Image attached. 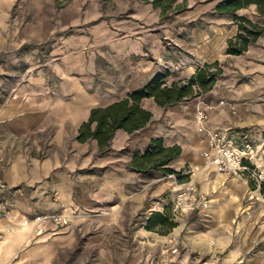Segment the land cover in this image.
<instances>
[{
  "label": "rangeland",
  "instance_id": "obj_1",
  "mask_svg": "<svg viewBox=\"0 0 264 264\" xmlns=\"http://www.w3.org/2000/svg\"><path fill=\"white\" fill-rule=\"evenodd\" d=\"M147 1L0 0V105L16 99L18 90H46L47 98L56 102L62 88L77 87L86 89L88 105L100 106L132 89V68L148 67L149 80L160 75L169 84L185 80L205 61L217 62L211 71L219 72L210 89L195 88V96L158 110L154 126L132 135L135 148L104 154L105 167L111 170L118 157L144 150L152 137L150 129L154 133L157 126L168 123L165 113L169 109L179 105L176 109H183L194 121L203 103L214 107L223 100L236 105L238 110L229 114L236 120L243 114L241 109L250 106L246 114L254 116V122L244 129L257 139V165L264 170V40L242 54H227V39L236 34L237 25L233 19L211 13L212 1L160 0L156 8ZM135 9L142 10L145 24L159 32L154 37L159 38L164 53L159 58L158 47L145 48L148 62L139 65L133 62L141 56H126L127 47L114 42L109 33L102 42V32L96 31L101 23L118 29L139 23ZM241 15L264 24V16L254 6L241 10ZM78 81L81 85L74 84ZM92 145L89 140L84 146L91 156L86 166L88 198L95 195L94 177L103 176L98 168L101 154ZM48 146L57 148L48 141L38 155ZM202 168L207 167L185 165L177 169L179 176L122 174L128 191H112L107 186L101 199L73 209L66 240L52 264H264L261 183L243 177L233 183L223 177L211 186L217 173L212 171L203 180L197 176ZM242 181L246 183L243 188ZM189 182L196 187L194 193L185 192L184 184ZM154 212L166 213L167 224L147 229Z\"/></svg>",
  "mask_w": 264,
  "mask_h": 264
},
{
  "label": "crops",
  "instance_id": "obj_2",
  "mask_svg": "<svg viewBox=\"0 0 264 264\" xmlns=\"http://www.w3.org/2000/svg\"><path fill=\"white\" fill-rule=\"evenodd\" d=\"M210 1L213 2L211 13L218 18L226 16L228 20L232 19L229 14L216 11V4L220 0ZM147 2L155 8L159 7L153 0ZM250 6L256 8L255 4L248 7ZM245 8L237 10L236 13L241 15V10ZM134 13L141 18L140 22L144 23H136L127 29L112 28L111 25L101 23L96 27L98 34L102 32L99 35L100 40L107 41L109 33L114 42L128 48L126 56H141L133 62L138 65L148 62L145 57V48L158 47L157 54L161 58L164 53L160 49L159 38L154 37L159 32L145 24V14L142 10L135 9ZM156 15L158 16V13ZM260 16L263 17L261 14ZM257 22L262 23L259 20ZM263 40L264 34L255 42ZM131 61L127 60L129 63H132ZM147 68L139 66L135 69L132 68L133 82L130 85L132 89L126 91L122 97L100 104V106L111 104L125 97L129 92L144 86L148 81L140 85L138 80L150 79V71ZM194 72L191 71L185 78ZM77 83L81 85L79 81L74 84ZM46 94H48L46 90L36 92L32 89L18 90V96H14L16 99L12 98L0 105V149L3 157V160H0V180L8 186L7 189H0V199L5 198L11 209L10 220L0 219V264H52L59 247L62 248L63 242L66 240L68 226L55 227L52 224H47L39 231L34 223L24 226L22 224L24 218L53 213L69 216L73 209L81 210L88 203L96 202L97 198L101 199L104 191H107L105 190L107 186L112 191L123 192L126 188L122 174L134 176L136 173L128 166L134 151H129V153L118 157L119 162L112 165L111 170L105 167L103 156L111 150L120 151L127 146H130L131 149L135 148L132 135L151 124L154 126L158 110L161 112L164 108L156 104L152 97L143 98L141 106L153 114L151 120L142 129L132 133H128L125 129H117L110 141L109 148L105 151L99 150V144L95 139H88V141L91 140L94 150L101 154V157H98L102 158L98 168L103 175L94 177L95 195L92 194V198H88L86 166L88 161H91V156L87 155L84 147L88 141L80 142L77 136L80 125L89 116L90 109L99 107L95 106L98 103L89 102L90 105H88L89 95L84 88L76 87L72 90L62 88L59 91V101L56 102H53L52 99L49 100ZM96 100V97L92 98V101L96 102ZM222 101L214 104L209 113L207 126L209 128H227L237 142L249 139L256 147L257 139L253 137L250 130L244 129L254 122V116L246 114L250 106L241 109L243 114L236 120L229 116L231 112L235 113L238 110L236 105L234 103L226 104L224 101L221 103ZM176 107L180 108L179 105ZM176 107L165 113L167 124L157 126L154 133L150 129L151 138L161 137L166 146L178 144L182 147L181 154L171 164L175 170L185 165L202 167L205 164H203L202 156L200 157V152L206 149V137L196 131L192 117L184 115V110H178ZM174 110L175 117L173 118ZM46 138L57 148L55 150L48 146L40 156L38 153L41 146L48 143ZM70 145L73 146L72 149ZM144 150L136 152L142 153ZM256 150H258L257 147ZM255 162L257 163V159ZM212 171L217 174L215 179L210 178L211 186H215L214 181H219L223 177L233 183L240 178L219 173L210 167L202 168L197 176L208 180ZM108 175L110 176L109 180L105 179ZM241 184L242 188L246 186L245 181H242ZM126 191L128 190L126 189Z\"/></svg>",
  "mask_w": 264,
  "mask_h": 264
},
{
  "label": "trees",
  "instance_id": "obj_3",
  "mask_svg": "<svg viewBox=\"0 0 264 264\" xmlns=\"http://www.w3.org/2000/svg\"><path fill=\"white\" fill-rule=\"evenodd\" d=\"M153 1L157 5L160 4V0ZM251 4H255L257 12L264 16V0H220L216 4V11L229 14L237 25L236 34L227 39L225 48L227 54L244 53L264 34L263 23L236 13L237 10ZM216 66L217 62L205 63L185 80L173 81L169 84L163 82L162 76L157 75L125 97L106 106L91 108L87 120L80 125L77 139L80 142L95 139L100 151L107 150L117 129H125L128 133H132L142 129L151 120L153 114L141 106L143 98L152 97L156 104L165 107L193 97L197 94L195 88L202 91L211 88L219 72V69L213 72L211 68ZM181 148L178 144L166 146L161 137L151 138L142 153H133L128 166L142 175L159 172L179 176L180 171L175 170L171 164L181 154ZM261 191L264 194V182L261 183ZM167 220L166 213L154 212L145 226L147 229H154L155 225L167 224Z\"/></svg>",
  "mask_w": 264,
  "mask_h": 264
},
{
  "label": "built area",
  "instance_id": "obj_4",
  "mask_svg": "<svg viewBox=\"0 0 264 264\" xmlns=\"http://www.w3.org/2000/svg\"><path fill=\"white\" fill-rule=\"evenodd\" d=\"M223 103V101L221 102ZM225 103V102H224ZM213 105L203 103L197 108L194 116L196 131L204 134L206 137V149L202 150L201 156L205 167L213 168L215 171L236 177L249 178L256 182L264 181V170L259 169L260 166L255 162L257 151L253 141L244 139L237 142L232 133L227 128L215 127L209 128L207 121ZM0 160H3L0 149ZM174 177V175H170ZM185 192L194 193L196 187L193 183H185ZM8 186L4 181L0 180V189H7ZM182 196V195H181ZM180 196V197H181ZM180 197H178L180 199ZM195 199V197H194ZM193 203V202H192ZM190 203V206H192ZM180 202L177 201V205ZM10 204L5 199H0V219L10 220L11 209ZM70 218L62 213L34 215L31 218H24L22 224L28 225L34 223L38 230L47 224H52L55 227H63L68 225ZM8 231V228H6Z\"/></svg>",
  "mask_w": 264,
  "mask_h": 264
}]
</instances>
